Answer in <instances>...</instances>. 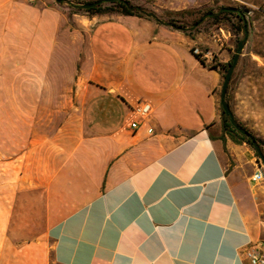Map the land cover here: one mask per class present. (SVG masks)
Instances as JSON below:
<instances>
[{
	"label": "crops",
	"instance_id": "obj_1",
	"mask_svg": "<svg viewBox=\"0 0 264 264\" xmlns=\"http://www.w3.org/2000/svg\"><path fill=\"white\" fill-rule=\"evenodd\" d=\"M64 1L0 0V264H246L264 182L224 128L230 51L196 56L215 45L167 25L171 0Z\"/></svg>",
	"mask_w": 264,
	"mask_h": 264
},
{
	"label": "rangeland",
	"instance_id": "obj_2",
	"mask_svg": "<svg viewBox=\"0 0 264 264\" xmlns=\"http://www.w3.org/2000/svg\"><path fill=\"white\" fill-rule=\"evenodd\" d=\"M171 1L177 7L184 6V10L166 12L160 17L182 28L188 27L195 34L203 33L206 42L210 41L215 45H207L204 48V52L210 53L213 59L216 58V53L229 50L228 63L232 62L238 52L239 44L246 40L228 86L226 101L236 121L255 137L264 155V0ZM162 3L165 2H160ZM224 9L244 13L246 29L245 24L238 18L223 13ZM83 12L87 11L84 9ZM70 52L64 50V58H68ZM84 56L85 50L80 47L79 70ZM223 73L227 74L225 70ZM69 75V68L64 67L63 79L58 80L57 88H62L64 91L73 88L74 83L67 80ZM234 139L242 142L237 134ZM250 147L261 161L255 148Z\"/></svg>",
	"mask_w": 264,
	"mask_h": 264
},
{
	"label": "trees",
	"instance_id": "obj_3",
	"mask_svg": "<svg viewBox=\"0 0 264 264\" xmlns=\"http://www.w3.org/2000/svg\"><path fill=\"white\" fill-rule=\"evenodd\" d=\"M56 1L60 4L65 2L64 0H56ZM108 2H110L109 3L110 5L108 7H105L104 9H102V7H101V5L104 2H101V4L99 6H94L92 8H86L85 6L88 4L83 5L80 8L85 9V11H87L89 13H91V12H103V11L118 12V13H121L124 15H130V16L136 15V16H141V17L146 16V17L154 18V19L158 20L154 13L149 12V11H147L141 7L135 6L133 3H131L130 0H110ZM223 13L235 16V18H238L240 21H242L245 24V28H246V23H245L246 19H245L244 13H242L240 11H234L231 9H224ZM167 25L173 27L174 29H182V27H180L176 24H173V23H167ZM232 63H233V61L228 63L227 67H225L224 70L226 73L228 72ZM213 68H216V66H213ZM225 77H226V75H224V79H225ZM223 120H224V128L230 136H232L233 138H236V134H237L241 137V140L243 142H246L250 146H253L252 141L247 136L242 135L232 126V124L230 122V118L225 114L224 110H223Z\"/></svg>",
	"mask_w": 264,
	"mask_h": 264
},
{
	"label": "built area",
	"instance_id": "obj_4",
	"mask_svg": "<svg viewBox=\"0 0 264 264\" xmlns=\"http://www.w3.org/2000/svg\"><path fill=\"white\" fill-rule=\"evenodd\" d=\"M29 1H32V0H29ZM193 53L196 56L202 57V59H207L208 54H209V53H202V51L197 48L193 50ZM151 113H152V107L149 103L140 104L134 110V114L138 120L137 119L134 120L131 123V127L133 129H136L139 124V119L146 120L150 117ZM149 132L152 133L153 130L150 129ZM252 181L255 184H261L264 182V165L262 164L261 161L258 162L257 170L252 176ZM243 254L247 261L246 264H264V242L247 246L243 250Z\"/></svg>",
	"mask_w": 264,
	"mask_h": 264
},
{
	"label": "water",
	"instance_id": "obj_5",
	"mask_svg": "<svg viewBox=\"0 0 264 264\" xmlns=\"http://www.w3.org/2000/svg\"><path fill=\"white\" fill-rule=\"evenodd\" d=\"M101 4V2H97V3H91V4H88L86 5L85 7L86 8H92L94 6H99ZM246 29V28H245ZM245 44H246V40L241 42L239 44V47H238V52L237 54L235 55L234 57V60H233V63L231 64L227 74H226V77L224 79V83H223V87H222V107H223V110L225 112V114L230 118V122L232 124V126L239 132L241 133L242 135H245L247 136L253 143V146L255 148V150L257 151L260 159H261V162L262 164L264 165V155L260 149V146L257 142V140L255 139V137H253V135L247 130L245 129L242 125H240L233 113H232V110L229 106V104L227 103L226 101V95H227V90H228V86L230 84V81H231V78H232V75H233V72L238 64V61L240 59V56H241V52L243 51L244 47H245Z\"/></svg>",
	"mask_w": 264,
	"mask_h": 264
}]
</instances>
